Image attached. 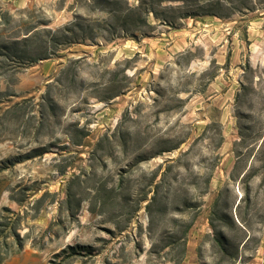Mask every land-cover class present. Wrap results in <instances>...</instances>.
I'll return each instance as SVG.
<instances>
[{
  "label": "rangeland",
  "instance_id": "obj_1",
  "mask_svg": "<svg viewBox=\"0 0 264 264\" xmlns=\"http://www.w3.org/2000/svg\"><path fill=\"white\" fill-rule=\"evenodd\" d=\"M80 2L0 0L12 14L5 36L21 33L20 24L55 29L75 14L104 17ZM236 6L218 7L223 18L183 19L179 28L149 16L155 26L146 36L98 38L34 63L12 61L0 73L8 94L0 103V163L44 150L0 171V214H22L19 232L28 235L24 243H43V261L78 242L100 251L90 264L104 257L170 264L183 249L198 264H229L210 245L211 204L223 189L234 218L232 199L242 197L251 236L234 264H263L264 0ZM245 171L251 175L241 179Z\"/></svg>",
  "mask_w": 264,
  "mask_h": 264
},
{
  "label": "trees",
  "instance_id": "obj_2",
  "mask_svg": "<svg viewBox=\"0 0 264 264\" xmlns=\"http://www.w3.org/2000/svg\"><path fill=\"white\" fill-rule=\"evenodd\" d=\"M238 0H138L136 4H130L128 0H81V8L87 12L100 11L104 14L102 18H91L83 14H75L69 22L51 29L45 27L46 22H38L35 26L20 24L21 33L13 36H5L6 26L11 21L12 14L7 9L0 8V73H5L9 64L14 62L34 63L39 60L47 59L59 48H66L75 44L95 43L100 38L104 41H111L120 35L130 36L136 39L138 36H146L154 29L155 24L149 22L151 16L157 24L167 25L171 28H179L180 21L186 18H195L198 16L213 15L218 17H226L225 14L219 12L218 7H226L229 10L240 7L245 1ZM251 1V0H250ZM252 6L247 7L251 9ZM43 25L42 28L38 26ZM8 96L5 91L0 90V103L3 97ZM117 93L110 95L113 98ZM11 106L3 108V112L9 110ZM84 138L87 133L79 129ZM69 133V132H67ZM68 135V134H67ZM73 144L80 145V140H73ZM43 149L33 148L31 151L21 156L6 159L0 163V171L6 167L13 165L23 159H29L40 155ZM157 154H160L159 152ZM246 171L242 174L241 179L246 175ZM240 174V175H241ZM251 174L247 173L246 177ZM231 180L235 179L232 175ZM9 190V189H6ZM156 191V190H155ZM153 189L151 201L155 198L156 192ZM9 198L19 206L24 205L25 198L17 197L9 190ZM244 200L248 202L250 194L248 186L243 188ZM223 194L221 189L214 197L209 223L211 225L212 234L210 235V245L217 254L220 261L227 260L229 264H234L241 256L243 247L250 239V231L248 222L244 213L240 210V201L236 203V199H232L235 204V218L229 212L231 203L223 202L220 198ZM69 193L67 194L68 197ZM44 197L42 194L32 204V206L40 202ZM144 198H142L143 200ZM9 213L13 212L10 208L3 207ZM74 214H68L72 217ZM37 214H34L36 217ZM22 214H0V264L3 259L12 253L22 250L25 239L28 235H21L19 232ZM219 219V225L214 224V220ZM193 224L190 220L185 228L183 236L186 237L188 231ZM117 225V224H115ZM117 229L123 231V226H117ZM226 229V230H225ZM239 232V234H230V232ZM107 232L113 235V231L107 229ZM43 239V234L40 235ZM179 239V236L176 240ZM171 242L162 245V249L169 247ZM31 245L41 250L43 243L38 244L34 241ZM134 247L140 249L137 242ZM241 247V248H240ZM100 251L92 244L83 243H67L55 251H53L46 264H90ZM252 255V254H251ZM184 249L180 252L176 260H172L170 264H180L183 260ZM102 264H119L118 260H110L108 257L102 259ZM157 264V263H156ZM201 264H206L202 262ZM264 264V261H263Z\"/></svg>",
  "mask_w": 264,
  "mask_h": 264
},
{
  "label": "crops",
  "instance_id": "obj_3",
  "mask_svg": "<svg viewBox=\"0 0 264 264\" xmlns=\"http://www.w3.org/2000/svg\"><path fill=\"white\" fill-rule=\"evenodd\" d=\"M40 251L34 248L31 242H26L21 251L8 255L1 264H46L40 256ZM180 264H198V262L197 260L192 261L186 256Z\"/></svg>",
  "mask_w": 264,
  "mask_h": 264
}]
</instances>
